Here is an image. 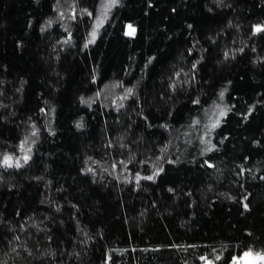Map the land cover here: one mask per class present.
Instances as JSON below:
<instances>
[{"label": "trees", "instance_id": "1", "mask_svg": "<svg viewBox=\"0 0 264 264\" xmlns=\"http://www.w3.org/2000/svg\"><path fill=\"white\" fill-rule=\"evenodd\" d=\"M55 3L56 0H39V3L36 0H0V88L3 89L0 102L6 106L0 108V116L8 117L0 119V152L22 154L20 141L25 139V129L32 128L28 117L41 127V139L33 146V162L5 172L14 188L0 186V215L10 221L0 225V264H41V261L49 264L51 256L38 253L48 252L50 247L56 250L58 264H103L105 251L111 252L114 264H184L185 261L204 264L199 257L205 253L210 259L218 256L227 259L230 253L232 259L228 264H232L247 251L264 254V182L252 176V173L264 175V147L251 143L261 139L264 144V112H256L249 123L231 115L223 128L216 130V136L224 133H231V136L217 150L215 168L200 163L213 154L201 156L203 144L197 141L199 133L188 128L190 114L210 115L222 88L229 90L225 102L235 103L239 110L264 95V67L253 62L264 55V42L250 38L249 33L252 24L264 22L262 0H231L233 7L221 10L218 15L208 12L213 0H159L155 7H147L146 0H123L118 9L109 12L108 22L90 51L82 49L80 44L91 18L85 15L79 24L70 19L58 21ZM106 3L107 0H80V8H88L95 16L102 17ZM172 7L177 9L176 13L171 12ZM65 16H68L67 6ZM49 17L53 19L51 28L40 32L39 26ZM128 20L134 26L139 24L142 34L138 32L136 38L125 36L122 24ZM227 20H232L233 24L228 25ZM184 21L195 25V31H186ZM235 24L240 27L236 28ZM69 26L75 35V45L56 44ZM220 28L224 31L218 38L219 48L211 49L212 57L200 70L197 82L173 95L172 101L157 103L162 77L180 68L187 71L182 56L196 58L195 53L186 52L191 46L189 42L199 40L208 48L205 39L208 31ZM20 40L23 45L18 44ZM240 47L245 48V53L237 52L235 58L218 63L223 60V51ZM57 51L59 59L55 56ZM153 52L158 54L160 63L150 68L141 81V102L145 96L148 100L143 111L146 115L151 113L149 119L153 123L160 125L169 121L174 128L171 133L159 127L145 131L143 118L133 114L131 120L141 124L136 128L134 123L133 129L135 134L145 137L138 142L140 153H148L154 160L163 148L161 142L171 137L179 151L169 154L173 158L178 156L181 163L165 165L166 175L155 182L159 186L153 187L152 181H141L143 188L136 189L115 181L110 172H103L112 163L103 148L105 140L111 137L116 142L122 135L123 143L135 140V135L128 136L124 132L129 118L121 115L117 121L114 109L106 106L112 95L120 92L116 82L123 80L128 86L135 84L140 67ZM130 56L135 67L131 76L126 77L122 72L129 66ZM94 65L99 78L95 82L90 79ZM49 80L57 91L49 86ZM227 80H232L233 84L227 85ZM106 85V92L110 94L102 95L99 111L95 104L87 112L83 111L85 106L78 104L77 97L80 94L92 96ZM42 93L44 100L56 105L52 122L55 136L45 134L42 124L46 122L43 118L37 119L38 102L41 107L46 106ZM197 97L201 105L190 103V98ZM169 105L171 115L166 111ZM133 109L139 111L134 104L128 111ZM81 115L87 124L83 130L73 123ZM197 127L203 131L202 125ZM145 143L147 148L143 147ZM29 145L30 141L24 150ZM137 150L134 146L133 151ZM89 156L93 160H87ZM245 156L250 159L245 160ZM191 157H195V161ZM86 164L97 168L103 179L99 174L95 182L85 178L78 169ZM241 164L251 172L237 176ZM37 176L42 179L37 180ZM48 180L53 184L45 189ZM169 187H175L177 192H169ZM56 188L63 191H54ZM248 193L255 196L251 200L254 205L251 214L231 199ZM46 197L59 202L61 207L57 209L54 204L42 203ZM154 199L158 201L156 204L152 203ZM77 203L80 209L73 207ZM18 210L22 216L31 217V220H24L27 225L24 231L19 228L13 231L21 220V216L15 215ZM245 227L251 228L254 235L250 237L244 232ZM49 229L53 241L45 238ZM78 229L88 236L81 235ZM25 232L31 234L26 236ZM101 232L103 236L99 235ZM17 234L21 237L16 241L22 246L16 249L21 252L20 257L11 251L14 245L10 242ZM82 240L87 242L81 243ZM169 242L182 247L159 252H144L140 247ZM130 244L136 245L135 252L131 251ZM24 245L33 249L32 257H28ZM125 248L129 251L124 252ZM216 264H225V260H217Z\"/></svg>", "mask_w": 264, "mask_h": 264}, {"label": "snow or ice", "instance_id": "2", "mask_svg": "<svg viewBox=\"0 0 264 264\" xmlns=\"http://www.w3.org/2000/svg\"><path fill=\"white\" fill-rule=\"evenodd\" d=\"M123 0H107L105 7V12L103 16H95L93 11H91L88 8H80V0H56L55 5L53 6L58 13L56 16V19L58 21L70 19L71 21L76 22V24H79L80 20L87 15V17H90V27L86 28L84 34L81 36L82 43L80 44V47L82 49L91 50V45H94L97 43V40L101 36V29L105 23L108 22V15L109 12L112 9H118V6L121 5ZM36 3H39V0H36ZM159 3V0H146L147 7H155ZM262 4H264V0H262ZM65 6H67L68 16H65ZM187 7V4L185 5ZM233 7L231 0L229 2H225V0H213V7L208 8L209 13L214 14H220L221 10L223 9H231ZM172 13H176L177 9L175 7L171 8ZM53 23L52 17H49L45 20L44 24L42 26H39L40 32H45L47 29L51 28ZM186 25V31L192 30L195 31V25L192 23H188V21H184ZM32 21L29 20L28 26L31 27ZM228 25H232V20H227ZM64 27V25H61ZM166 27V25H165ZM236 28L240 27V24H235ZM70 26L66 28L65 33L61 36L60 40L56 41V44H60L63 42L64 44L68 45H75V35L73 31L69 30ZM122 31L124 32V35L129 38H136L138 36V32L142 34L141 26L139 24H136L134 26L133 22L131 20L125 21L122 24ZM223 28H220L219 31H213L209 30L208 35L206 36V42L208 44V48H204L202 44H200L199 40H191L189 43L191 44L190 47L186 48L187 53H195V59H192L190 57H183L182 59L186 60L187 63V71L184 70V68H180L178 71L172 72L171 75H165L162 77V87L158 89V100L157 103H165L167 101H172L173 95L177 94L181 90H186V88L192 87L194 83L197 82V78L200 76V70L205 67V64L207 63L208 58L212 57V51L213 48H219L218 38L220 37L221 33H223ZM250 38H258L260 41L264 42V22H258L254 23L249 28ZM169 39H172V36L169 35ZM18 44L23 45V40L18 41ZM200 44L199 49H197V45ZM55 47V45H53ZM252 51H255V48L252 49ZM245 53V48L240 47L238 49L233 50H225L223 51V60L218 61V63H223L226 60H230L232 58H235L236 53ZM55 56L57 59L60 57V52L57 51L55 53ZM243 58V57H241ZM129 60V66L126 67L122 75L123 76H131L132 70L135 67V65L132 63L133 58L130 56L128 57ZM253 62L258 63L261 65V67H264V55L259 56L256 60ZM160 63L158 59V54L156 52H153L152 54L148 55L147 58L144 60L142 66L139 69V78L136 80V83L132 86H128L124 83L123 80H118L116 82L117 86L120 87V92L118 94L112 95V99L110 103L106 106L109 109H114V115L116 116V120H120L121 115H126L129 119L126 122V127L124 128V132L128 136L135 135V140L131 141L130 143H123L124 136L122 135L120 137V140L113 142V139L111 137H108L104 144L103 148L106 155H109L111 158V165L110 168L103 169V172H110L112 176L115 178V181H120L122 183H127L128 185L134 186L136 189H142L143 185L141 184V181H152L153 187L159 186L158 182L162 179L164 175L167 173V169L165 167L166 164L170 165H176L181 163L179 157L173 158L172 155L169 153L173 150L179 151L178 148H175L174 140L169 137V139L165 142L162 141L163 148H160L159 145H157V148H160V154L155 157V159L149 158L148 153H140L139 152V145L138 142L145 139L143 134H135L133 129V124L135 121L131 120V116L133 114L142 117V123L146 125L145 131L147 129L151 128H162L167 130L169 133L173 131L174 125L169 122L165 121L163 124L157 125L153 123L149 119V114H145L143 111L144 103H147V97L145 96L144 102H141V91L140 88L141 81L145 79V77L148 75V72L150 68H154L156 64ZM4 68H7V65L3 66ZM95 65L93 66V70L90 73V79L91 81L95 82L97 81L98 75L95 72ZM55 71V70H54ZM57 76H59V73H56ZM181 76L185 77V79H180ZM129 83H131L129 81ZM49 86L52 88L53 91H57L56 86L51 83V81H48ZM227 85H232V80L226 81ZM108 86L106 85L104 89H98L94 95L92 96H85L83 94H80L77 97L78 104H82L85 106L83 111L87 112L89 109H92L93 105H96V110L99 111L100 106L103 104V99L101 98L102 95L106 96L110 93L106 92V89ZM19 91V89H17ZM228 88H222L219 91L218 101L212 106V110L210 115H204V114H198L196 116L189 115V123L188 128L189 129H195L199 135L197 136V141L203 144V148L201 151V156H205L206 154L212 153L213 156L209 157L207 159H203L200 163L204 164L205 166L215 168V160L214 156L217 153V150L222 146V142L225 140H228L231 136V133H224L222 135L216 136V130L222 129L223 125L228 122L231 115L236 116L238 119L242 120L244 123H249L252 119H254V114L258 111L264 112V95H261L260 99L255 101L254 103L248 105L246 104L245 108L243 110L237 109V106L235 103H226L225 102V95L228 92ZM3 92V89L0 88V93ZM44 93L41 94L43 103L46 105L44 107L40 106V103L37 104V112L39 115L37 116V119L43 118V120L46 122L42 124V127L46 129L45 134H51V136L56 135L55 127L53 126V120L55 118L56 113V105L54 103H51V101L44 100ZM99 101V103H97ZM190 103L194 105H201L202 101L199 97L197 98H190ZM136 105L139 111H136L133 109L132 112L128 111V108L131 107V105ZM50 105V106H48ZM6 106L3 105L2 102H0V108H5ZM171 106L169 105L168 108H166V111L169 115H171V111L169 110ZM121 109H124V112H121ZM6 116H0V119H7ZM28 120L31 122L32 128L31 129H25V139L20 141L19 147L21 149L22 154L16 155L14 152H8L3 151L0 152V169H3L4 171H0V186H6L7 188H14L15 185L12 184L5 175V172L7 170H14V169H20L25 167L26 165H30V162H33V146L37 145V141L41 139V127L36 126V120H33L31 117H28ZM207 121V123H205ZM78 129H86L87 124L85 123L84 116L81 115L77 120L73 122ZM199 125L203 126V131L201 132V128L197 127ZM210 125V126H209ZM141 126L140 123H135V127L139 128ZM183 127V125L181 126ZM30 141V145L25 149V144ZM190 141H186L185 143H189ZM252 144L264 147V144H262L261 139H254L251 141ZM137 147V151H133V148ZM144 148L148 147V144L145 143L143 145ZM245 160L250 159V157L245 156ZM87 160H93V157L89 156L87 157ZM191 160L195 161V157H191ZM147 165V167H142ZM135 169V171H133ZM241 171H238L236 173L237 176L244 175L245 173L251 172V169H245L244 165H240ZM80 173H83L85 175V178L90 179L92 182L96 181L97 175L99 174L101 176V179H103L102 173H98L97 168L92 167L91 164H86L85 166L78 169ZM123 173H127L126 175ZM252 176L254 179L259 180L261 182H264V175L256 176L255 173H252ZM37 180H41L42 177L37 176ZM53 184L52 180H48L47 183L44 184L45 189H48ZM212 185L209 184V188H211ZM251 187V185H249ZM54 191L61 192L63 189H53ZM168 191L171 193H176L177 190L175 187H169ZM247 191V190H245ZM188 195H191V192L188 193ZM232 200L236 201L237 203L242 205V208L245 210H248V213L251 214V212L254 210V205L251 203V200L255 199V196L252 195V193H248L246 195H241L239 197L232 196ZM49 203L54 204L57 209L61 207L59 202L45 198V201H42V203ZM158 201L154 199L152 201L153 204H156ZM68 203H71V201H68ZM73 207L75 209H80V204H74ZM195 214V213H193ZM242 216L244 215V212L240 213ZM16 216H21V220L17 223V225L14 226L13 231H15L17 228H19L21 231H24L25 228H27V225H25L23 222L24 220H31V217H25L21 215V212L18 210L15 213ZM75 215V213H73ZM46 219H50L49 217H45ZM52 222V221H50ZM10 221H7L6 218L3 215H0V225H7ZM50 229L47 233H45V238L47 241H53V236L50 234ZM78 231H81V235L88 236L87 232H84L80 229ZM244 232L249 233V236H253L254 233L252 232V229L249 227H245L243 229ZM26 236L30 235V232L24 233ZM99 235L103 236V232H101ZM21 239L20 235L17 234L14 236L12 243L14 246L12 247L11 251L16 254L17 257L21 256V252L16 251L18 247H22L20 244H16V241H19ZM88 239H94L93 237H88ZM86 240H82L81 243H86ZM26 248V245L23 246ZM129 247L131 248V251L135 252L137 250L136 245L130 244ZM142 251L144 252H159L165 248H171V247H182L179 244L173 245L171 242H169L167 245L163 243H149L147 246H140ZM245 248H247V245H245ZM28 257L33 256V249L32 248H26ZM117 251H120V249H117ZM124 252L129 251L128 248L123 249ZM38 255L42 256H51V260L49 264H58V261H56V250L49 248L48 252L38 253ZM60 255H63V253H60ZM77 256H79V253H76ZM262 257H264V254H261ZM201 261H204V264H216L217 260H225V264H228L229 261H231V254L229 253L227 256V259L223 256H218L215 259H210L209 255L205 253L204 255H201L199 257ZM41 264H43V261H41ZM103 264H114L113 256L110 251H105L104 253V262ZM184 264H187V261L184 262Z\"/></svg>", "mask_w": 264, "mask_h": 264}, {"label": "rangeland", "instance_id": "3", "mask_svg": "<svg viewBox=\"0 0 264 264\" xmlns=\"http://www.w3.org/2000/svg\"><path fill=\"white\" fill-rule=\"evenodd\" d=\"M232 264H264V257L261 254L247 251L241 257L233 260Z\"/></svg>", "mask_w": 264, "mask_h": 264}]
</instances>
